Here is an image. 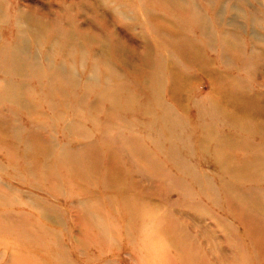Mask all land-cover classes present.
<instances>
[{"label": "rangeland", "instance_id": "obj_1", "mask_svg": "<svg viewBox=\"0 0 264 264\" xmlns=\"http://www.w3.org/2000/svg\"><path fill=\"white\" fill-rule=\"evenodd\" d=\"M155 1L0 0V12L2 14L0 42L8 40L12 33H15L13 32L15 28L12 22L15 16H17V26L23 27L27 25V23L22 22L23 17L29 15L32 19L38 18V21L47 22V24H44V28L39 29L41 31L48 32L52 30L58 33L57 28L55 30L53 27L55 22L60 26V29L67 28V31L71 30L72 37L65 39V45L69 46L67 43H70V47L76 49L83 47L81 58L88 57L91 62L96 58L94 55L96 53L95 48L101 47L104 52H106L107 46L116 48L119 54L114 56L116 58L111 57L112 66L120 70L121 76H124L125 73L130 75L131 72L137 76L140 74V70L138 71L137 68L142 64V57L146 48L147 50L150 48L154 50L153 57L155 58L156 55H159V53H156L158 47L168 48L172 53L171 57H176L168 34L174 37L179 30L178 26H180L184 33L188 34V31H190L188 34L190 37L192 31L197 35L198 30H201V26L200 23L197 25L195 22L196 15H203L202 17L207 18L212 23L214 21L212 13L209 9L203 7L204 2L200 0H184L183 8H177L174 2L169 1L167 2L168 5L164 6L159 4V0ZM261 1L219 0L217 2V0H210L207 1V5L208 7L216 5L223 12V20L225 21L229 20L228 16L231 14L239 17L241 24L240 28L237 29L238 36L242 41L244 51L250 53L252 40L256 44L257 52H260L261 48L264 47V6H261ZM242 3L243 5H241ZM177 9H180L178 17L175 15ZM202 25L205 31H208L209 25L205 22ZM212 25L216 26L214 23ZM169 27L171 29L168 33ZM85 29L88 30L89 39L87 41L83 38ZM22 31L35 35L32 27ZM155 35L157 38L154 37ZM160 35H164V37ZM25 39V43L30 46L29 53H37L40 62L46 63L45 54L43 53L45 48L34 45L29 35ZM96 40L99 41V45H97ZM176 41H179V39H176ZM256 41L259 42V45ZM63 42V40L57 42L56 50ZM183 43L186 44L188 41L184 39ZM199 44H202V42H199ZM192 46L195 48V45ZM85 47L88 49L87 54H85ZM203 47V52L214 61L216 58L215 53L209 48ZM193 48L187 50V58H191ZM18 49H20L18 42L11 45H0V56L3 57L2 60L6 61L3 67L0 68V74L2 72L13 73L14 76L20 75L22 77L19 71L15 70L16 67L12 66V63H15L17 59H23L24 62L28 61L29 63L31 61L25 55L13 53ZM10 50L12 54H8ZM180 50L179 48V53L178 50L177 53L181 56ZM90 52L95 53L90 54ZM108 52L105 54H108ZM147 58L149 59V55ZM159 58L155 61L156 65L153 66L156 73L152 77L161 84L162 79H164L162 78V67L172 68L173 66L168 65L169 59L162 56ZM95 61H99L98 63L107 62L104 55L96 58ZM72 62L76 63L78 61L74 59ZM214 62L217 63L216 60ZM96 64H92L88 70L93 71ZM186 67H192L191 61H185ZM151 71L153 72L154 69ZM72 72L78 78L82 73L79 67L74 68ZM103 74H105V71ZM63 75L64 73L61 70H48L36 65L31 67L28 78L29 81H35L37 85L33 87L19 86L17 93H24H22L25 99L23 106L26 113H28V128L24 139L21 137L16 138L20 128L15 124L12 128H6L8 118L0 114V136L11 130L14 135L10 133L8 143L26 145L28 151L34 152L35 156L33 158L37 162L36 168L28 169L23 165H15L16 158L6 157L9 167L0 166L1 176L23 186L22 189L18 187L13 189L23 195L21 196L11 189L13 185L11 182L0 177V264H264V245L261 244L264 240V233L261 228H245L243 229L244 237H242L231 227V224L229 225L226 220L218 217V225L221 227L223 234L226 235L223 238L229 242V245H226L224 244L225 241L220 240L222 237L219 236L222 235L220 232L217 233L206 226L200 228L199 231L195 230V233L191 234L184 224L181 225L176 218L172 219L167 215V207L162 209L164 213L161 214V209L158 210L154 206H149L145 200L141 201L138 197L130 199L125 196L123 189L115 183L117 178L120 179L119 160L117 161L115 157L121 155L126 162L124 154L132 152L138 154L150 164L153 161H151V156L147 155V152L140 147L138 137L130 129L125 128L127 133H124V127L120 125L119 121L121 120L116 110L117 106L121 105L112 103L115 100L119 102L118 95H115L114 99L104 97L102 102L108 101L114 107L104 108L101 100L95 95V89L93 90L97 86V89L99 88L98 94L103 92V94H109V92L117 94L119 93L116 90L117 88L105 85L102 82L103 79L99 77L98 85L95 86L94 83L87 81L81 89L83 90L81 95L77 97L75 95L77 91L71 94V90H67V87L72 88L70 86L72 84H69L66 76ZM194 75V84L198 89L197 96L209 95L208 77L201 71L194 72ZM243 75L245 80L248 79L246 82L252 90H264L263 75H259L257 71L253 75L247 73H243ZM88 76H91L90 72ZM101 77L104 76L101 74ZM0 78L3 77L0 76ZM59 78L63 82L59 85L54 84ZM1 81L3 79H0V106L2 105L1 100H5L7 97L14 98L16 91L15 87L1 85ZM8 81L9 79H4V82ZM126 81L127 85L132 87L133 80L127 79ZM13 88H15V91ZM36 88L39 89V92L36 91ZM52 93L57 95L59 104L66 101L74 111L71 121H67L68 116L66 117L60 109H55L49 120L42 117L38 112L41 102L46 100L47 96ZM192 93L194 92L191 91ZM91 96L94 99H90ZM169 102L171 101L168 100ZM98 114L104 116V118L111 117L117 122L100 121L97 119ZM19 119L21 120L20 117ZM49 121H52V123L48 124ZM189 121L192 123V120ZM125 124L127 125L126 122ZM31 125L41 129L33 132L30 128ZM14 128L17 132L14 131ZM46 128L58 131L66 141L55 147L51 135L44 133ZM94 132H98L100 135L99 140L101 145L105 146L104 151L97 150V143L90 139ZM0 141L3 142L1 139ZM37 141L53 145L54 152L42 148L41 154L37 155L36 150L33 148V146L40 145ZM106 146L113 147L114 153L111 156ZM36 148L40 149L41 147ZM24 152V148H21L19 155L21 161L26 158V156H23ZM107 154H109V157ZM101 155L107 163L103 168L99 165L98 156L101 157ZM81 159L86 160L88 165L82 164ZM57 162L62 165L57 164ZM139 162V160H135L134 164H139ZM190 162L197 169H202L207 173L211 181L213 180L210 176L212 169L210 164L195 159H190ZM199 162L201 163L198 164ZM44 164L49 165L52 169V172H46L47 176L44 175L45 173L41 175L37 170ZM152 168L155 172L161 171L155 164H152ZM94 169L95 171H93ZM60 170H67V174L61 173ZM71 170L73 176L79 180L78 182L72 183L69 180L68 174ZM173 170L176 172L175 169ZM65 186H71V189H67ZM224 186H228L227 189L231 188L226 183L223 184ZM24 187L46 189L48 190L47 194L50 195H44V193L32 189H28L27 192V188ZM175 189H178L177 184ZM181 189L187 192L186 186L183 184H180L179 190ZM87 192H92L90 195L94 198L89 197V199L94 204H100L101 207L108 208L116 207L115 204H118L116 194L120 195L122 197L120 198V206L124 213L120 223L118 224L117 217L107 214L108 218L106 219L110 220V224L113 222V227L110 225L109 231L98 227L96 215H92L87 210V208H90L89 206L93 205L92 201L81 200L79 197L73 198L75 193L77 196H82ZM109 192L116 194L113 195ZM225 193L228 201L234 196L228 190ZM262 193L264 195V189ZM54 194L58 197L53 196ZM163 199V202L168 201L171 203L166 197ZM50 206L54 207L49 210L52 213L50 215L55 221L61 223L51 225V230H41L37 218L40 222L43 217H46L45 210L47 211V207ZM173 206H175V202H172ZM183 207L187 209L185 212L188 214H194L195 209L191 205L185 204ZM83 214L88 215L87 218L90 221L80 224L81 221H78V219ZM259 219H261V216ZM194 224L199 226L200 222H194ZM113 228L116 235H114L113 230V232L110 230ZM241 237L247 242L240 249L235 244L240 243ZM230 239L234 240L235 243L229 241ZM189 240L199 245L189 249ZM256 257L259 259L258 263L253 260ZM140 258L146 260V262L141 261ZM148 259L151 261L150 263H148Z\"/></svg>", "mask_w": 264, "mask_h": 264}, {"label": "crops", "instance_id": "obj_2", "mask_svg": "<svg viewBox=\"0 0 264 264\" xmlns=\"http://www.w3.org/2000/svg\"><path fill=\"white\" fill-rule=\"evenodd\" d=\"M169 1L174 2L177 8H183L182 6H184V0H159V4L166 6ZM200 1L204 2L203 7L209 9L212 13L213 23L216 26L212 25V21L202 17L203 15H196L195 22L197 25L200 23L199 25L201 26V30H198L197 35L192 31L193 33L190 37L188 35L190 31H188V34L184 33L183 29L178 26L179 30L174 37L168 34L176 57H171L172 53H170L168 48L158 47L159 49L156 50V53H159V55H156L155 58L153 57L154 50L151 48L147 50L146 48L142 57V64L137 68L138 71L140 70V74L137 76L132 72L130 75L125 73L124 76H121L120 70L112 66L111 57L113 58L119 54L116 48L107 46L106 52L109 51L108 54H105L106 52L101 47L95 48L96 53L90 52V54H94L96 58L104 55L107 62L98 63L99 61H95L96 58L91 62L88 57L81 58L83 47L76 49L71 48L70 43H67L69 46L65 45V39L72 37V31H67V28L60 29L55 20L53 21V23L55 22L53 27L55 30L57 28L58 33L52 30L48 32L39 30L44 28V24H47V22L38 21V18L32 19L29 15L28 17L24 16L22 21L27 23V25L18 27L17 16H15L14 21H12L15 28L13 32L15 33H12L8 40L0 42V45H11L18 42L20 49L13 51V53L25 55L31 62H24L23 59H17L15 63L11 61L12 66L16 67L15 70L19 71L23 78L20 75L14 76L13 73L2 72L0 74L3 77L0 78L3 79L1 85L16 88V91L13 88L15 91L14 98L7 97L5 100H1L3 107H1L2 105L0 106V114L8 118V123L5 125L6 128H12L15 124V126L20 128L16 138L19 139L21 137L24 139L28 128V113H26V109L23 106L25 101L24 93L20 94L17 91L19 86L27 85L33 87L37 85L35 81H29L28 78L33 66L37 65L48 70L63 71L67 82L73 85H70L72 88L67 87V90L73 89L72 93L77 91L75 94L77 97L81 95V89L87 81L94 83L96 86L100 78H102V82L105 85L113 86L119 92L118 97L120 99L118 104L121 106H117L116 110L121 120L119 121L120 125L124 127V133H127L125 128L130 129L138 137L140 147L147 152V155L151 156V161H153L150 164L138 154L132 152L124 154L126 162L121 155L115 157L117 161L119 160L120 167H118L120 179L117 178L115 183L123 189L124 195L132 199L138 197L141 201L145 200L149 206H154L158 210L161 209V214L164 213L162 209L167 207V215L172 219L176 218L181 225L184 224L191 234H194L195 230L199 231L200 228L206 226L210 230L217 233L220 232L222 233V235L218 234L222 236L220 240L225 241L224 244L229 245L228 240L223 238L226 235L223 234L221 227L218 225V217L226 220L229 225L231 224V227L242 237H244L243 229L245 228H261L264 233V195L262 193L264 189V90H252L246 82L248 79L245 80L243 78V73L253 75L256 71L259 75L264 76V47L261 48L260 52H257L256 44L252 40L251 51L246 53L237 31L241 24L239 17L231 14L228 16L229 20L225 21L223 20V12L216 5L208 7L207 1L210 0ZM237 1L247 2V0ZM261 6H264V0L261 1ZM179 10L177 9V12H175L177 17L178 12L180 13ZM1 18L2 14L0 12V23ZM204 22L209 25L208 31H205L202 25ZM29 27L34 29L35 35L22 31ZM197 28L199 29L198 26ZM169 29L171 27L168 28V33ZM87 32V29L83 32L85 41L89 39ZM164 32L166 33L165 30ZM28 35L34 45L45 48L43 53L47 64L40 62L37 53H29L30 46L25 43V37ZM161 36L164 37V35ZM154 37L157 38L156 36ZM176 39H179V41H176ZM183 39L187 40L188 43L180 47L181 41L183 44ZM60 40L64 42L56 50V44ZM199 42H202V44H199ZM96 43L99 45L98 40H96ZM256 43L259 45L258 41ZM192 45H195V48ZM203 46L215 53V60L218 64L203 52ZM179 48L182 56L178 55ZM190 48H193L192 56L187 58V50ZM87 51L88 49L85 47V54L88 53ZM8 54H12L11 50ZM148 55L149 59L147 58ZM160 56L169 59L168 65L170 67L173 66L172 68L162 67V78L164 79H162L161 84L152 77L156 73L153 66L156 65L155 61ZM2 58L0 56V62H2L0 68L6 62ZM74 59L78 62L73 63L72 60ZM185 61H191L192 67L185 68ZM90 62L92 64L98 63L94 66L93 71L88 70L92 65ZM152 62L153 64H151ZM173 62L175 63L172 64ZM78 67L81 68L82 72L80 78L76 77L72 72L74 68ZM85 68L87 69L85 70ZM152 69H154L153 72L151 71ZM104 71L105 74H103ZM196 71H201L208 77L210 94L207 96H197L198 89L194 84V72ZM89 72L91 76H88ZM101 74L104 77H101ZM4 79H9V81L4 82ZM127 79L133 80L132 87L127 85ZM94 89L95 95L101 100L104 108L111 107L108 101L102 102L106 96L98 94L99 88L97 89L96 86ZM36 91L39 92V89L36 88ZM191 91L194 93L191 94ZM90 99H94V97L91 96ZM168 100L171 102L168 103ZM55 109H60L64 112L65 116H68L67 121L72 120L74 111L68 106L66 101L59 104V99L54 93L49 94L46 100L41 102L38 112L42 117L49 120ZM97 119L117 122L111 117L104 118V116L99 114ZM189 120H192V123ZM50 122L52 123V121H49L48 124H51ZM30 128L33 132L41 129L34 125L33 127L31 125ZM14 131L17 132L15 128ZM10 133L14 135L11 130H8L0 136V139L3 140V142L0 141V166L9 167L7 158L14 157L16 158L14 161L15 165H23L28 169L36 168L37 162L33 158L35 156L34 152L28 151L29 149L26 145L8 143ZM44 133L51 135L55 147H58L59 143L66 141L58 131L50 128L44 129ZM99 137L98 132H94L90 139L97 143V150L104 151L105 146L101 145ZM21 148H24L23 156H26L23 161L19 160ZM106 148L111 156L114 153L113 147L106 146ZM107 155L109 157V154ZM98 157L99 165L103 168L107 164L106 160L103 155ZM190 159L210 164L212 168L210 176L214 181H211L208 174L202 169H197L190 162ZM135 160H139V164L135 165ZM80 162L88 165L84 159H81ZM57 164L62 165L59 162ZM152 164H155L161 171L155 172ZM60 172L67 174V170H60ZM1 174V178L13 184L12 190L15 187L23 188V186L1 176ZM69 180L72 183L79 181L75 176L71 175H69ZM224 183L229 184L231 188L227 189L228 186L223 187ZM176 184L178 189H175ZM180 184L186 186L187 192L183 191V189L179 190ZM24 188H27V192L28 189H32L40 191L44 195H50L47 194L48 190L46 189ZM65 188L71 189V186H65ZM75 188L77 189V186ZM226 190L234 195L230 201L227 200L225 195ZM109 193L116 194L113 192ZM90 194L92 192L77 196L75 193L73 198L79 197L81 200L92 201L89 197L92 199L94 197ZM53 196L58 197L55 194ZM164 197L169 199L171 203L168 201L163 202ZM120 198L121 196L116 194L118 203L115 204L116 207H101L100 204H94L92 201L93 205L89 206V209L87 208L92 215H96V224L102 230L109 231V226L113 225V222L110 224V220L106 219L108 218L107 214L117 217L118 224L123 218L124 213L120 206ZM172 202H175L173 207ZM185 204H189L195 209L193 211L194 214L185 212L187 210L183 207ZM52 208L54 207H47V211L45 210L46 217H43L40 222L37 218L38 226L41 230H51V225L61 223L60 221H55L50 215L51 212L49 210ZM81 216L78 219V221H81V223L79 222L80 224L90 221L87 218L88 215L83 214ZM260 216L261 219H259ZM194 222H200V225L196 226ZM110 230L114 231V228ZM114 235H116L115 231ZM242 237L240 238L241 241H239L241 244H235L240 249L247 242ZM229 241L235 243L232 239ZM189 243V249L199 245L191 240H189ZM261 244L264 245V240ZM201 245L204 246L203 244ZM140 260L146 262L142 258ZM253 260L256 263L259 262L257 257ZM147 261L148 263L151 262L149 259Z\"/></svg>", "mask_w": 264, "mask_h": 264}, {"label": "bare ground", "instance_id": "obj_3", "mask_svg": "<svg viewBox=\"0 0 264 264\" xmlns=\"http://www.w3.org/2000/svg\"><path fill=\"white\" fill-rule=\"evenodd\" d=\"M153 28V27H152ZM155 28V27H154ZM173 29V28H172ZM156 30H157V28H156ZM174 30V29H173ZM176 30V29H175ZM178 32V31H177ZM157 34V33H156ZM156 36V35H155ZM161 36V35H160ZM159 40V39H158ZM184 40V39H183ZM163 41V40H162ZM184 44V43H183ZM166 45V44H165ZM164 45V46H165ZM163 46V45H162ZM168 46V45H167ZM181 46H182V44H181ZM166 47V46H165ZM171 47V46H170ZM176 55V54H175ZM182 56V55H181ZM160 59V58H159ZM168 63V62H167ZM175 63V62H174ZM162 66V65H161ZM172 67V66H171ZM156 75V74H155ZM161 75V74H160ZM57 76V75H56ZM56 76H54V77H56ZM64 76V75H63ZM53 77V78H54ZM63 78V77H62ZM57 79V78H56ZM158 79V78H157ZM49 80V79H48ZM67 80V79H66ZM59 82V83H58ZM61 82H63V80L61 79V78H59L57 81H55V83L54 84H56V85H59ZM56 85H55V87H56ZM81 91H83V90H81ZM70 93L72 94V90L70 91ZM104 93V92H103ZM103 93H101L103 96H106V97H109V98H112V99H114V96L115 95H118V93L117 94H113V93H111V92H109V94H107V93H105V94H103ZM74 94V93H73ZM3 99V98H2ZM114 105H116L118 102H117V100H115V101H113L112 102ZM111 107H113L112 105H111ZM114 108V107H113ZM65 115V114H64ZM112 115H114V114H112ZM114 124V123H113ZM117 126V125H116ZM119 126V125H118ZM39 135V134H38ZM128 139V138H127ZM89 140V139H88ZM38 142V144H40V145H36V146H33V148L36 150V152H37V155H40L41 154V151H42V148L43 149H47L48 151H53V145H50V144H46V143H44L43 141H37ZM34 144V143H33ZM37 144V143H36ZM36 147H41L40 149H38V148H36ZM84 148V147H83ZM54 152V151H53ZM77 152V151H76ZM59 153H60V151H59ZM61 169H63V168H61ZM38 171H39V173H41V175L42 174H44V175H46V172H48V173H50V172H52L51 170V167L49 166V165H46V164H44L43 166H40L38 169H37ZM93 171H95V169L93 170ZM69 173L70 174H68V175H71V176H73V171L71 170V172L69 171ZM52 175H54V174H52ZM47 176V175H46ZM122 198V197H121ZM131 199V198H130ZM122 200V199H121ZM14 203H15V201H14ZM140 242V241H139Z\"/></svg>", "mask_w": 264, "mask_h": 264}]
</instances>
